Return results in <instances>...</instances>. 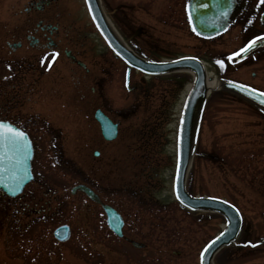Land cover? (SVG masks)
Segmentation results:
<instances>
[{
	"label": "rangeland",
	"instance_id": "374dc122",
	"mask_svg": "<svg viewBox=\"0 0 264 264\" xmlns=\"http://www.w3.org/2000/svg\"><path fill=\"white\" fill-rule=\"evenodd\" d=\"M59 2L65 13L73 10L80 24L97 39L92 42L93 54L83 60L88 70L78 68L72 72L64 56H47L44 60L40 56L17 68L13 57L3 53L0 87H10L20 78L38 80L35 86H45L40 96L34 97L33 113H44L47 126L61 128L62 134L47 140L45 148L38 146L35 150L33 170L37 182L27 189L39 194L46 186L65 189V198L47 221L37 216L26 218L18 210L14 224L1 223L4 203L0 205V264H125L121 254L110 253L100 209L91 210L96 205L84 194L69 193L70 187L80 182L125 212L150 206L170 209L168 214L161 213L167 216L159 232L162 253L148 250L146 258L156 264H192L191 253L187 252L193 249V264H197V251L222 228L224 220L213 213L190 215L173 196L177 124L182 94L191 75L178 73L184 81L175 84L166 78L131 71L128 90L124 84L125 67L95 33L83 0H73L70 5L65 0ZM183 2L101 0V5L112 29L124 42L127 43L125 33L131 27L141 30L132 46L127 43L132 49L138 47L156 60L195 55L205 62L217 81L226 78L264 91V51L238 63L228 60L247 39L264 33V3L236 0L238 7L249 9L244 13L236 8L224 33L203 39L186 28ZM3 7L6 23L12 11L5 1ZM4 28L6 37L8 32ZM218 60L223 61V70ZM10 108V97L8 102L0 100V116ZM96 108L119 123L116 139L102 138L93 118ZM94 151H98L97 156ZM189 167L186 187L192 195L225 199L242 216L235 242L220 250L213 263L264 264V114L234 94L221 88L211 89ZM141 189L152 190L155 197L141 201L135 194ZM141 212L145 219L154 217L146 210ZM59 222H67L71 227L66 242L53 237L52 231ZM147 222H142L141 232L152 228ZM151 247L159 248L156 242H151ZM176 249L185 252L177 257L171 254Z\"/></svg>",
	"mask_w": 264,
	"mask_h": 264
},
{
	"label": "flooded vegetation",
	"instance_id": "af4514ba",
	"mask_svg": "<svg viewBox=\"0 0 264 264\" xmlns=\"http://www.w3.org/2000/svg\"><path fill=\"white\" fill-rule=\"evenodd\" d=\"M4 1L5 4L9 5L10 10L12 11L10 14L11 18L7 20L6 23H3L4 16H6L4 15L3 9ZM183 1L184 24L191 34L204 38H213L226 31V29H224V31L219 33L220 28H222V23L220 19H217L216 22L208 27L209 30H214L211 36L197 34L193 31L192 24H189V13L186 11L185 7L186 5H189L190 0ZM65 2L70 5L73 3V0H65ZM237 6L238 4L236 7ZM235 8L233 10H235ZM237 8L245 13L249 9V6L244 9L241 7ZM62 9L63 7L59 0H0V68L3 66L2 55L5 53L8 57H13L17 68H22L23 66L28 65L24 62L30 61L32 63L35 58H39L40 56H42V60L47 56L49 58L51 56L55 58L64 56L65 59L68 60L72 72L75 73L78 68L87 71V68H84V66L78 62L80 61L81 63H84V58L93 54L92 42H94V40L91 39L92 34L80 24L78 17L73 10L66 11L65 13ZM262 17L263 16L261 15V20ZM7 23L10 24L9 27L4 25ZM4 27L7 29L8 37H4ZM140 33V29L131 27L128 32L125 33L127 43L132 46L134 39ZM133 49L138 55L146 60H156L154 57L144 55L138 47ZM119 61L126 68L125 64L121 60ZM42 65L40 64V70ZM32 67H34V65H32ZM24 74L25 73H22L20 75L24 76ZM140 75L142 76V74ZM38 82V80L25 81V79L20 78L10 87H0V100L8 102V97H10L12 106V108H10L11 114H9L10 111L8 110V113L5 112L0 118L9 120L15 126L23 130L32 147V158L30 161V171L32 174L31 180L22 188L21 192L15 196H9L0 188V205L4 203L2 209L4 217L1 219V223L5 221V223L9 222L14 224L18 219L16 214L18 210H20L26 218L31 219V217L37 216L47 221L56 214L58 209H60V204L65 198V189L64 191L52 190L51 187L46 186V189L42 190L40 194L36 190L27 189L28 186L31 188L37 182V177H35L33 170V164L36 161L35 150L38 146L45 148L47 140H54L56 136L62 134L61 128H50L47 126L48 120H46L47 117L44 113H42L43 115L40 112L33 113V105L31 104L35 103L34 97L40 96L41 91L46 89L44 85L35 86V83L37 84ZM173 83L178 84L175 81ZM127 89L131 90V87L128 85ZM91 91L94 92V88H91ZM23 108H27L26 111H24ZM152 172L155 174L154 170H152L151 173ZM45 181L47 180L45 179ZM38 187L42 188L41 184L38 183ZM59 189L61 188L59 187ZM93 191L98 198L97 200H90L86 195L84 196L91 204L94 206L96 205V208H92L91 210L96 211L97 209H100L105 225L106 220L101 204L114 207L122 217L121 236L116 235L106 225L107 235L109 236L107 241L109 244L108 247H110V253L114 255L121 254L125 264H156V262H148V259L146 258V255L148 254L146 252L148 250H153V252L160 251V253H162L159 232L162 231V224L165 222L164 220L167 221V216L164 217L161 213L164 212L168 214L171 210L167 207L150 206L143 208L137 207L129 210V212H125L124 210L117 209L110 202L104 200L101 193H98L94 189ZM77 192L84 194L78 190L73 193L69 191L70 194H75ZM135 194H137L141 201L151 200L155 197L152 190L141 189L135 191ZM56 200H58V204L53 206L52 204L55 203ZM182 209L190 215L196 216L200 213L197 211H188L184 208ZM142 210H146V213L153 214L154 217L145 219V216H142ZM146 220L148 221V225L150 224L149 227L152 228H147L146 231L141 232L140 226L143 224L142 222H145ZM63 224L68 226L69 236L65 241H59L55 238L58 242H66L71 234V227L67 222H59L58 225H55L54 229ZM28 225H30V223H28ZM157 226L160 228L157 229ZM154 228H156L155 233L153 232ZM153 236L158 239L151 240L150 237ZM151 242H156L159 248L153 249L151 247ZM95 243H98V240H96ZM199 250L196 255L197 264ZM184 252L185 251L182 249H176L172 250L171 254L179 257L182 256ZM193 252V249L187 252L191 253L192 264L195 261Z\"/></svg>",
	"mask_w": 264,
	"mask_h": 264
},
{
	"label": "water",
	"instance_id": "95a60500",
	"mask_svg": "<svg viewBox=\"0 0 264 264\" xmlns=\"http://www.w3.org/2000/svg\"><path fill=\"white\" fill-rule=\"evenodd\" d=\"M208 2V6L212 9H218L215 5L219 7H228L229 0H222L221 3H218L216 0H205ZM206 3H204L206 5ZM85 4L88 10V13L91 17V20L105 40L107 45L113 50V52L121 58L128 66L126 71V83L128 81V74L130 68L139 70L140 72L148 75H162L171 72L187 71L192 73L191 85L188 90V93L185 97L182 110L180 113L178 128H177V140L179 137V148L177 147L176 141V165L175 173L173 179V193L176 200L183 206L191 210H200V211H212L219 213L225 219V225L221 232H224L225 235L220 237L218 233L210 241H214L211 245L207 242L206 245H209L205 257L204 264H212L213 254L223 246L228 245L233 241L236 235L239 232L241 217L238 210L229 202L215 197L208 196H192L190 195L185 188V179L192 158L197 133L200 125L202 110L204 106V101L206 97V92L208 90L205 81V72L202 66L201 61L195 57H181L170 61L164 62H155V61H146L136 54H134L129 48H127L116 36L112 28L110 27L105 13L103 12L99 0H85ZM204 5V7H205ZM260 36H264L260 35ZM258 37V36H257ZM248 43V42H247ZM246 43V44H247ZM264 50V39L257 42L256 46L253 47L249 52L244 53L242 56L233 57L232 61L238 62L247 56L260 52ZM238 51V50H237ZM178 81H182V78H179ZM237 85L239 87H237ZM217 87L228 90L234 94L241 96L247 101L254 104L261 111L264 112V104L260 103L259 93L260 91L253 92L249 94L252 88L245 86L243 84L220 79L218 81ZM94 118L98 121L101 135L106 140H111L115 138L117 132V124L113 123L106 115H104L100 110H95ZM28 151L26 158L22 157V163L19 165V175L23 174V170L27 169L29 177L22 180L19 187L17 188L15 194L9 192L8 187L0 184V188L4 190L10 196L18 194L23 186L28 183L31 178L30 172V161L32 158V147L31 143L28 140ZM179 165V169H178ZM179 170V176H177V171ZM16 171V166H12L9 172L5 173L6 184L11 186L15 183L12 173ZM76 190L83 191L90 199L97 200L96 194L86 185L77 184L70 189V192H75ZM179 196V199H177ZM227 202V203H225ZM104 213L106 215V222L110 229H112L117 235H121V226L122 220L120 215L108 205L101 204ZM54 236L60 240L64 241L69 236V230L67 225H61L54 230ZM220 237L219 240L216 238ZM205 250V246L202 248L201 252ZM201 252L199 255V264H201Z\"/></svg>",
	"mask_w": 264,
	"mask_h": 264
},
{
	"label": "snow or ice",
	"instance_id": "6c2138e0",
	"mask_svg": "<svg viewBox=\"0 0 264 264\" xmlns=\"http://www.w3.org/2000/svg\"><path fill=\"white\" fill-rule=\"evenodd\" d=\"M261 3H264V0H261ZM204 5H197L196 7H202ZM186 11L189 13L188 19L189 24H192V16L191 11H189L190 5H186ZM193 11L195 9H192ZM193 31H196L195 27H193ZM199 34V33H197ZM264 39V36L254 37L253 39L249 40L247 44L241 47L238 51L233 52L229 56V60H232L233 57L242 56L244 53L249 52L253 47L256 46L257 42ZM217 64L220 65L221 70L224 68L223 61L218 60ZM237 87H239L237 85ZM257 90L252 89L249 93L250 95ZM260 97H264V93H259ZM260 103L264 104V98L260 99ZM28 141L26 133L21 130L19 127L14 126L12 123L4 119H0V184L5 185L8 187L9 192L15 194L17 188L19 187L22 180L29 177V173L27 169L23 170V174L19 175V165L22 163V157L26 158L27 151H28ZM177 147L179 148V137L177 140ZM16 166V171L12 173L15 183L11 186L6 184L5 180V173L9 172L12 166ZM179 169V165H178ZM177 176H179V170L177 171ZM179 199V196H177ZM227 203V202H225ZM225 235L224 232L220 233V237ZM220 237L216 239L219 240ZM214 243V241H209V245ZM209 245H205V250L201 252V264H204V257Z\"/></svg>",
	"mask_w": 264,
	"mask_h": 264
},
{
	"label": "bare ground",
	"instance_id": "6f19581e",
	"mask_svg": "<svg viewBox=\"0 0 264 264\" xmlns=\"http://www.w3.org/2000/svg\"><path fill=\"white\" fill-rule=\"evenodd\" d=\"M204 67H205V72H206V77H207L206 78V85H207V87L209 89H213L214 87H216L218 85V81L216 80V78H214L211 75V72L209 71L208 66L205 63H204ZM183 72H186V71H183ZM186 88H187L186 91H188V89L190 88V84H188L186 86ZM186 91L184 92V94H182V98L181 99H183ZM179 107H180V105H179ZM169 151H171V148H170Z\"/></svg>",
	"mask_w": 264,
	"mask_h": 264
}]
</instances>
